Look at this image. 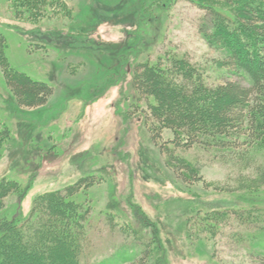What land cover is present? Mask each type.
Returning <instances> with one entry per match:
<instances>
[{"label":"rangeland","instance_id":"rangeland-1","mask_svg":"<svg viewBox=\"0 0 264 264\" xmlns=\"http://www.w3.org/2000/svg\"><path fill=\"white\" fill-rule=\"evenodd\" d=\"M64 1V14L34 22L19 21L0 0L11 66L53 87L46 105L21 107L0 67V120L11 133L0 179L23 188L5 199L0 219L26 218L39 194L94 175L81 264H159L158 257L166 264H264V189H215L256 176L264 146L240 160L197 144L176 146L165 141L168 132L157 143L147 127L155 100L140 96L125 73L134 56L143 62L178 54L204 68L211 85L242 81L217 65L222 52L199 30L204 10L188 0ZM171 153L198 164L203 180L177 176L167 164ZM137 210L149 218L146 230ZM212 211L229 213L205 230L198 217Z\"/></svg>","mask_w":264,"mask_h":264},{"label":"trees","instance_id":"trees-1","mask_svg":"<svg viewBox=\"0 0 264 264\" xmlns=\"http://www.w3.org/2000/svg\"><path fill=\"white\" fill-rule=\"evenodd\" d=\"M2 1L19 21L36 22L69 10L64 0ZM188 1L204 10L199 30L209 46L222 52L217 65L231 69L242 81L211 85L204 68L178 54L169 57L164 54L143 62L134 56L130 68L124 72L131 76L140 96L155 100V104H149L152 122L147 126L154 141L158 143L168 132L171 138L165 141L176 146L197 144L233 152L234 158L244 159L254 145L264 146V0ZM7 49V38L0 32V67L18 104L25 108L46 105L53 87L12 67ZM243 80L248 84H243ZM10 136V129L0 120V157L8 148ZM168 156V166L183 181L203 180L198 164L172 153ZM98 181L94 175L81 177L73 184L39 194L26 218L20 212L11 219L1 218L0 264H81L88 237L86 223L91 215L87 191ZM261 188L264 189V165L257 167L256 176L239 179V186L215 187L253 192H260ZM21 190L19 181L2 177L0 211L9 194ZM228 213L212 211L198 218L207 221L203 222L207 230L208 225L214 226L217 219ZM135 216L141 229L146 230L151 224L145 213L137 210ZM154 241H159L158 237ZM156 246L161 247L159 243ZM157 261L166 264L161 257Z\"/></svg>","mask_w":264,"mask_h":264}]
</instances>
